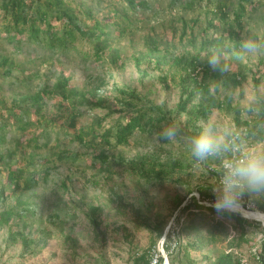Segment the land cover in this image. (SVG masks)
Instances as JSON below:
<instances>
[{
  "label": "rangeland",
  "instance_id": "1",
  "mask_svg": "<svg viewBox=\"0 0 264 264\" xmlns=\"http://www.w3.org/2000/svg\"><path fill=\"white\" fill-rule=\"evenodd\" d=\"M170 1H152L154 9L140 12L139 21L131 24L125 21L124 34H119V30L111 28L110 49L117 50V56L114 59L109 54L110 49L102 55V61L95 60L93 55L84 59L81 53L72 52L70 56L61 54L59 61L46 65L35 56L41 55L39 54L41 50L34 43L21 42L20 50L17 51L14 43L1 42L0 61L2 57H7L9 62L13 63L14 69L11 75L0 80L3 99L0 102V109L12 105L19 95L35 92L37 87L45 81L48 80V84L52 85L58 77L66 75L70 78V84L81 92L101 84L102 94L108 95L112 105H116L115 97L118 96L116 88L127 87L146 94L157 104L165 102L169 109L174 110L179 99L178 83L169 82L166 87L159 80L160 72L153 61L144 57L137 59L140 52L149 49L147 36H152L157 42L160 39H167L176 52L187 50L194 55L200 49L205 55L207 50L200 47L201 40L207 39L211 33L215 36L219 35L222 29L220 27L227 23L219 21L217 15L212 14L209 9L201 8L200 5L196 4L190 9L180 6L169 7ZM236 1L240 0H233V7ZM87 3H91L92 8L98 13L110 6L105 2L93 4L88 1ZM202 3L205 5L206 0ZM244 4L246 13L242 18V39L253 38L264 41V0H244ZM209 6L211 8L212 4ZM116 7L120 9L121 4L118 3ZM1 17L0 10V23ZM183 17L187 19L189 28L187 35L180 38V19ZM209 17L213 18L218 26L210 27L207 22ZM194 19L195 23L192 24ZM76 46L80 51L89 53L93 51L92 46L85 39H78ZM206 46L211 48L209 42H206ZM160 47H163L162 43ZM226 47L225 44L223 49L226 51L222 52L225 61L230 64V70L241 69L244 75L241 84L232 94V105L242 110L241 114L244 118L248 116V109H252L254 115L259 104L258 98L264 93V68L259 67V72L255 74V77L259 79L257 84L253 83V74L260 64L264 66V52L246 54L243 58H237L233 55L234 52L227 50ZM32 58L35 60L31 61ZM19 65L26 69L22 75H19L20 71L16 67H20ZM1 70L0 64V72ZM101 80L105 83H101ZM197 101L196 97L189 107L195 106ZM56 102L55 98H47L42 104V112L48 115L54 111ZM94 110L103 113V110L99 108ZM116 116L117 113L107 117L104 125L109 124ZM233 117L234 114L230 109H220L212 112L206 120L192 119L190 121L188 114L184 112L177 116L176 122L181 127L194 123L202 127L207 123H214L217 127L229 124L238 129ZM90 121L89 112L85 110L78 117L76 124H88ZM65 122L64 118L56 117L49 125L52 129L48 130V134L36 139L39 147L33 146L34 142H31L30 146H24L14 157L21 159L25 149L28 152H35L38 157L53 159L55 167L52 168L47 180L40 179L35 188L22 195L28 201L29 210L20 217L15 216L10 225H0V264H133L134 257L151 247L153 249L151 253L155 249L162 254L161 264H164L165 259L168 260L163 246L167 238L165 234L171 233L174 229L179 231L175 218L178 211L175 208L176 199L182 197L185 199L190 195L198 198V190L195 188L197 185H214V178L206 170L208 166L192 164L186 147H182L177 141L167 142L162 148H158L159 142L154 134L146 140L137 139L136 143L112 145L108 152L110 155H122L128 159L137 153H153L154 151L160 155L161 159L168 161V166H171L169 158L181 154L180 162L192 171L191 176L185 174L183 177L189 184H184V180L180 186L166 181L153 185H146L144 182L140 184L135 180L136 176L127 171L124 165L111 176H105L106 173L97 170L98 163L91 162L85 148L64 135L63 132L68 131ZM25 124L27 129L21 132L13 128L8 129L5 133L7 146H12L15 138L24 142L29 135L40 130V123L31 121ZM57 139L59 142L56 144ZM44 142L47 143L46 146L43 145ZM256 145L263 148L264 140L257 142ZM65 147H69L75 153L74 163L56 158L57 151ZM3 181L4 176L0 173V183ZM63 182L67 183V188ZM18 193L19 191H16L8 197L6 207L15 203ZM118 194L123 198L127 206L126 210H120L116 202L111 200ZM211 196H214L212 189ZM213 201L206 199L203 202L212 205ZM251 202L253 201L243 198L240 206L246 208L249 204V211H258L256 207L251 206ZM95 206L98 207L97 218L103 232L98 238L94 234L90 219L91 208ZM132 207L140 209L141 216L150 223V227L135 222L128 212ZM53 213L58 214L56 220L51 218ZM240 213L245 216L243 212ZM245 217L255 220L252 216ZM216 218H220V215L217 214ZM157 224L162 226V234L158 238L155 236ZM44 231H49L50 234ZM250 231L254 237L261 236V232L256 227H251ZM11 232L15 233L14 241L9 240ZM19 232L28 235L30 239L28 246H24ZM179 234L180 247H174L173 255L176 259L182 260L183 264L187 258H192L194 264H206L208 260H214L218 255L229 251L235 255H243L245 264H258L249 255V251L256 248V245L252 243H243L242 248L230 247L225 241L208 243L204 236L205 227L201 232H180ZM172 235L174 236L173 233ZM187 241L195 243L196 247L185 249ZM173 242L174 240L172 244ZM162 249L163 252H161Z\"/></svg>",
  "mask_w": 264,
  "mask_h": 264
},
{
  "label": "trees",
  "instance_id": "2",
  "mask_svg": "<svg viewBox=\"0 0 264 264\" xmlns=\"http://www.w3.org/2000/svg\"><path fill=\"white\" fill-rule=\"evenodd\" d=\"M110 5L103 12H96L91 3ZM0 0V10L2 11V22L0 23V45L1 42L14 43V48L20 50L21 42H31L41 50L35 55L40 62L51 65L59 61V55L70 56V53H81V57L87 59L90 55L97 61H102V55L110 49V38L112 30L115 28L124 34L125 21L129 24L139 21L140 12L154 9V0ZM171 0L169 7L180 6L184 9L193 8L196 4L201 8L209 9L212 14L217 15L223 25L220 34L207 36L201 40V48L209 52L210 49L232 52L239 50L242 40L243 29L242 18L245 15L244 0L236 1L233 7V0ZM247 1V0H245ZM120 3L121 8L116 5ZM210 4L212 7L210 8ZM231 8V9H230ZM162 10V8H159ZM133 17V18H132ZM232 18V20L230 19ZM180 38L187 35L189 24L186 18H181ZM209 26H218L213 18H208ZM195 23V19L192 24ZM191 26V25H190ZM193 36V35H192ZM204 36V35H202ZM190 38V35H189ZM2 39V40H1ZM78 39H85L93 51H80L76 46ZM227 39V41H226ZM191 41V39H188ZM149 44L148 51L140 52L137 59L144 57L154 62L159 69L158 77L163 84L168 87L169 82L178 83L180 87L179 99L174 110L167 107L166 103H155L149 96L135 88H116L118 96L115 97L116 105L110 103L109 97L102 94V85L93 86L86 92L77 90L70 84V78L66 75L58 77L52 85L48 80L40 84L37 90L30 94L19 95L13 104L7 108L0 109V173L4 176V181L0 183V225H10L15 216H22L29 210L28 201L22 197L27 191L35 188L40 179L47 180L55 167L53 159L38 157L35 152H28L23 149L21 159L14 158L25 146L39 147L36 139L46 136L50 124L56 117L66 120V129L63 132L70 140L77 141L83 146L91 158V162L98 163V171L111 176L120 166L124 165L135 180L141 184L153 185L162 182H174L182 185L189 184L184 179V175L191 176V169L185 168L180 162V155L172 156L168 161L161 159L157 153H137L131 158L122 155H110L109 147L112 145H127L136 143L137 139L146 140L153 136L162 126L176 123L177 116L186 113L189 120H206L209 115L220 109H230L233 120L238 126V130L245 134V139L251 144L264 140V93L258 98L259 104L256 113L248 109V116L242 117V110L238 106H233L231 97L234 90L241 84L244 78L241 69L229 70L220 74L211 69L206 62H203L204 54L199 49L197 53L191 55L187 50L176 52L167 39L154 40L152 36H147ZM229 41V42H228ZM206 42L211 44V48L206 46ZM228 42V43H227ZM163 47H160V44ZM231 44L230 46H228ZM112 59L116 58V49H110ZM35 56L33 58H35ZM30 59L31 61L35 59ZM0 80L12 74L14 69L12 62L7 57H2ZM20 66V65H19ZM19 75L26 72L24 67L16 66ZM263 65L260 64L253 74V83L257 84L259 79L255 77L256 72ZM101 83H105L101 80ZM197 104L189 107L195 98ZM47 98L57 100L54 111L46 115L43 110V102ZM2 91L0 90V102H2ZM65 102V103H64ZM99 108L103 113H98L94 109ZM88 111L91 121L88 124H76L78 117L84 111ZM113 117L109 124L104 125L107 117ZM34 121L40 123V130L29 135L26 140L14 139L12 146L6 145L5 133L9 128L24 131L27 129L26 122ZM40 121V122H39ZM180 125V124H179ZM191 126V127H190ZM200 127L195 123L182 127L185 133H192ZM182 147L185 145L180 140H176ZM59 142L57 139L56 144ZM158 148H162L168 141H159ZM43 145H47L46 142ZM264 148V147H263ZM10 158V159H9ZM56 158L74 163L76 155L69 147L57 151ZM192 164L195 162L189 155ZM14 159V161H13ZM90 163V164H92ZM213 164H215L213 166ZM206 169L215 182L218 179L217 163L206 164ZM67 188V183L63 182ZM213 185H197L198 198L190 195L185 199L177 198L175 208L178 209L175 215L179 231L172 230L166 233V240L163 242L164 249L168 255L169 264H183L179 258L173 255L174 247H180V232L188 233L192 231L201 232L205 227V238L207 242L216 243L219 241L228 242L230 247L242 248L243 243L256 245L253 251H249L258 264H264V226L259 221L249 220L240 212L225 211L217 212L211 205L205 204L206 199L214 200L211 196ZM19 191L15 203L6 207L9 196ZM190 192V191H188ZM243 197L255 202L257 210L264 212V193L245 192ZM116 202L120 210H126L123 198L118 194L111 198ZM185 200V201H184ZM98 207H92L90 219L94 234L98 238L103 234L100 229V221L97 218ZM32 212V209H31ZM136 223L150 227V223L141 216L138 208H131L128 211ZM220 215V218L216 216ZM58 218L57 213L51 216ZM49 218V219H51ZM176 227V228H177ZM251 227H256L261 232L259 238L254 237L250 231ZM44 233L50 234L49 231ZM174 234V236L172 235ZM18 234V233H16ZM24 246H28L30 239L27 234L19 232ZM162 226L155 225V236L160 237ZM9 240H15V233L9 234ZM155 238V239H156ZM172 240H174L172 244ZM154 245V244H153ZM152 245V246H153ZM196 247L193 242L187 241L184 248ZM152 247L143 251L133 259V264H148L153 254ZM241 254H233L231 251L223 252L214 260H208L206 264H241ZM159 264L162 262V255L159 254ZM184 264H194L192 258H187Z\"/></svg>",
  "mask_w": 264,
  "mask_h": 264
},
{
  "label": "clouds",
  "instance_id": "3",
  "mask_svg": "<svg viewBox=\"0 0 264 264\" xmlns=\"http://www.w3.org/2000/svg\"><path fill=\"white\" fill-rule=\"evenodd\" d=\"M260 52H264V41L246 38L233 55L243 58ZM202 60L221 75L230 70V64L219 50L210 49ZM155 135L159 141H182L190 157L199 164L219 165L211 205L217 212L238 210L245 192L264 193V148L249 143L245 134L234 126L217 127L207 123L189 134L179 124L171 123L162 126Z\"/></svg>",
  "mask_w": 264,
  "mask_h": 264
},
{
  "label": "bare ground",
  "instance_id": "4",
  "mask_svg": "<svg viewBox=\"0 0 264 264\" xmlns=\"http://www.w3.org/2000/svg\"><path fill=\"white\" fill-rule=\"evenodd\" d=\"M241 212H243V214H245V216L248 217H253L255 220H258L260 222H262L264 224V212L262 211H249L246 210L245 208H243L242 206L239 207V209ZM164 264H167L166 262Z\"/></svg>",
  "mask_w": 264,
  "mask_h": 264
},
{
  "label": "built area",
  "instance_id": "5",
  "mask_svg": "<svg viewBox=\"0 0 264 264\" xmlns=\"http://www.w3.org/2000/svg\"><path fill=\"white\" fill-rule=\"evenodd\" d=\"M245 199V197H242V199ZM241 199V200H242ZM249 199V198H248ZM255 202H251V206L253 207V208H255L256 206H255V204H254ZM250 206H249V204H247V206H246V210H248V209H250L249 208ZM161 252H163V249H162V251ZM159 254H161L160 252H159ZM162 255V254H161ZM148 264H159V257H158V252H155L154 253V256L151 258V260L148 262ZM241 264H245L244 263V261H243V259H242V261H241Z\"/></svg>",
  "mask_w": 264,
  "mask_h": 264
},
{
  "label": "water",
  "instance_id": "6",
  "mask_svg": "<svg viewBox=\"0 0 264 264\" xmlns=\"http://www.w3.org/2000/svg\"><path fill=\"white\" fill-rule=\"evenodd\" d=\"M263 224V223H262ZM165 262L167 263V264H169V262H168V260L167 259H165Z\"/></svg>",
  "mask_w": 264,
  "mask_h": 264
}]
</instances>
